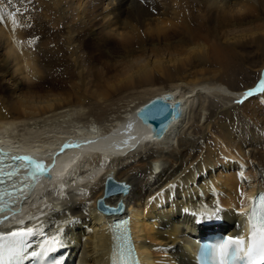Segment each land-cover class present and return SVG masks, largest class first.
Here are the masks:
<instances>
[{
    "label": "bare ground",
    "instance_id": "bare-ground-1",
    "mask_svg": "<svg viewBox=\"0 0 264 264\" xmlns=\"http://www.w3.org/2000/svg\"><path fill=\"white\" fill-rule=\"evenodd\" d=\"M18 7L0 0V149L40 159L52 179H38L30 200L3 214L11 223L0 234L32 228L29 249L59 241L62 264H77L81 246L84 264H110L115 217L97 209L108 174L128 187L106 203L124 204L143 264L148 253L155 264H197L216 221L252 233L250 211L264 192V110L251 106L256 98L248 114L234 102L213 123L200 106L197 122L217 126L220 152L185 130L183 93L229 102L256 88L254 77L241 90L231 84L248 58L264 59V0H32L27 22ZM166 93L183 115L157 139L135 113Z\"/></svg>",
    "mask_w": 264,
    "mask_h": 264
},
{
    "label": "snow or ice",
    "instance_id": "snow-or-ice-1",
    "mask_svg": "<svg viewBox=\"0 0 264 264\" xmlns=\"http://www.w3.org/2000/svg\"><path fill=\"white\" fill-rule=\"evenodd\" d=\"M8 3H12V0H8ZM18 3L23 6V11L21 8H16L15 12H17L23 21L27 22L32 15V9H30L28 6L32 4V0H18ZM107 3L111 4L112 0H107ZM153 11H155L153 9ZM25 13H28V15H25ZM17 22L13 21V24L15 25ZM4 24V17L0 15V25ZM25 24H21L20 27L23 29ZM30 26V25H29ZM12 31L15 32L16 28L13 27ZM31 39H38V37H32L29 40V47H32ZM14 42H20L19 40ZM22 43V42H21ZM257 93H264V79H262L259 82V85L255 89L248 90L244 93V99L243 100H237L235 103L242 104L245 101L249 100V98L257 95ZM157 105L153 104L145 108L140 113V118L145 121V123H148L150 120L157 119V115L154 112V109H156ZM182 106L177 105L173 109L174 112L179 113L181 111ZM162 133H159L157 135V138H162ZM78 146V145H77ZM6 154H0V165H6V166H0V186L4 185H10L11 190L7 191L4 190L2 187H0V197H3L5 194L10 198L9 203L7 206L3 203L2 199H0V213L5 212L6 210H10L13 202H20L25 198V190L26 189H34L35 183L38 179L44 177L49 180L52 179L50 174V169L43 163L35 161L28 157H11V163H7L3 159V156ZM27 162V168L24 170L29 173V175L21 177L20 175V164L17 162ZM29 181H31V184H29ZM62 188V186H61ZM243 195V194H241ZM262 201H264V197L260 198ZM104 202H101V207L103 208ZM11 223V220L6 217L4 221H0V225L7 226ZM19 224H23V221H19ZM261 233H264V221L261 222ZM34 235V229L27 228V229H18L16 231H9L8 234H0V242L5 241H12L14 244L22 249L25 246V240L28 237H31ZM57 243L60 244L62 247V243L57 241ZM244 243V240L242 237H237L235 239L229 238L228 244H221L217 245L216 248L212 250L213 255L219 254L221 256L220 264H229V260L231 257L236 256L240 251V245ZM3 246V245H0ZM249 255L248 258L251 259V256L253 253L260 255L264 257V235L261 236L259 245H254L253 249L248 250ZM52 264H57L56 260L52 261Z\"/></svg>",
    "mask_w": 264,
    "mask_h": 264
},
{
    "label": "rangeland",
    "instance_id": "rangeland-1",
    "mask_svg": "<svg viewBox=\"0 0 264 264\" xmlns=\"http://www.w3.org/2000/svg\"><path fill=\"white\" fill-rule=\"evenodd\" d=\"M252 61H254V62H252ZM262 59V60H261ZM249 60V61H248ZM247 61L249 62H247L248 64L246 65V69L248 68L247 66H249V67H251V65L253 66V67H251L252 69H256L255 71H248V69H247V71H246V69H245V67H244V71H243V73H240V76H239V79H238V81L236 82H234V84H231L232 85V87L231 88H233L234 90H241V89H243L244 88V86H249L250 84H252L253 83V80H252V77H254V81L255 82H259V81H261V74H260V71L258 72L257 70H258V68H259V66H260V64H262L263 63V61H264V59H263V57L261 56V53H255L253 56H251L250 58H248L247 59ZM251 61V62H250ZM252 63V64H251ZM257 63V64H256ZM259 65V66H258ZM247 72L249 73V74H247ZM242 75V76H241ZM245 76V77H244ZM241 78V79H240ZM244 80H246V81H244ZM243 81V82H242ZM240 83V84H239ZM238 86H240V87H238ZM191 90V89H190ZM187 94H191V96H187ZM183 95H185V97L188 99V101H189V106H190V108H191V110H190V114H189V119H188V124L186 125V128H185V130L186 131H188L189 130V132L191 133V135H193V136H202L203 138H204V140L205 141H209L208 143L211 145H214V146H212V147H216L220 152H222V149H220L221 148V145H219V143H220V138H219V134H218V132H216V128H217V126H213V125H211V129H210V131L209 130H206V127H204L205 125H203L204 124V122H205V120H203L200 124H199V122H197V120H198V117H199V113H197L198 111H199V108H200V106H204L207 110L206 111H204L205 112V116L206 117H211V120H212V122L214 123V121L216 122V120L221 116V117H223V110L222 109H224L226 106H227V104L229 105H232V104H235L234 102V99H231L229 102L228 101H222L221 99L219 100V99H211V97L210 96H208V98H203V97H201V96H199V95H196V94H193L192 93V91L191 92H185V93H183ZM254 98H256L255 99V103H253V104H251V106L252 105H254L255 106V108L256 109H258V110H262V112H263V110H264V93H259L258 95H256V96H253V98L251 97V101H252V99L254 100ZM263 98V99H262ZM250 99V98H249ZM250 100H247V101H245L244 103H242V104H238V106H239V109L241 110L240 112L243 114V113H249V111H250V109H248V107L246 108L245 106H246V103L247 102H249ZM257 101V102H256ZM225 102V103H224ZM226 105V106H225ZM250 108V107H249ZM215 110V111H214ZM213 115H212V114ZM196 114H198V115H196ZM222 114V115H221ZM215 116H216V118H215ZM214 117V118H213ZM220 117V118H221ZM219 118V119H220ZM196 123V124H195ZM213 126V127H212ZM212 129H214L213 131H212ZM184 130V131H185ZM196 130V131H195ZM204 131H205V133H204ZM213 134H212V133ZM215 132V133H214ZM192 133H194V134H192ZM207 133V134H206ZM183 134V133H182ZM204 135V136H203ZM218 145H219V147L220 148H218ZM234 174H238V172H235V171H228L227 172V176H229V175H234ZM220 176H222V177H224L225 178V176L226 175H220ZM242 180V179H241ZM43 202H44V200H43ZM33 203H31V205H32ZM82 242H84V241H82ZM77 254H78V260H77V264L79 263V264H84V261H82V259H83V256H84V254H83V246H81V248H80V250L77 252Z\"/></svg>",
    "mask_w": 264,
    "mask_h": 264
},
{
    "label": "water",
    "instance_id": "water-1",
    "mask_svg": "<svg viewBox=\"0 0 264 264\" xmlns=\"http://www.w3.org/2000/svg\"><path fill=\"white\" fill-rule=\"evenodd\" d=\"M172 100L174 101V96L171 93H166L162 96L151 99L148 103L142 105L136 111V115L142 123H144L146 126H151L152 128H154L153 131L155 132L156 137L159 133H162L164 135L171 123L175 120L180 119L183 115V103L179 100L174 102ZM153 104L157 105L156 109H154V112L158 118L145 123V121L140 118V113L145 108ZM177 105L182 106L179 113L173 111V109ZM158 115L161 116L159 117ZM127 190L128 187L126 186V183L117 180L112 174H108L105 180L104 197L99 199L98 201L99 208L107 214H122L124 211L123 203H119L118 206L112 207L105 202V199L113 195H118L121 193L125 194L127 193ZM101 202H104L103 208L101 207Z\"/></svg>",
    "mask_w": 264,
    "mask_h": 264
}]
</instances>
